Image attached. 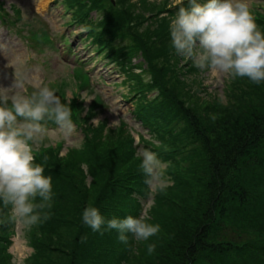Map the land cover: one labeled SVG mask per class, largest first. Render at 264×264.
Wrapping results in <instances>:
<instances>
[{
	"label": "trees",
	"instance_id": "1",
	"mask_svg": "<svg viewBox=\"0 0 264 264\" xmlns=\"http://www.w3.org/2000/svg\"><path fill=\"white\" fill-rule=\"evenodd\" d=\"M65 1L79 24L99 26L112 42L133 95L132 113L150 135L142 138L144 146L166 163L172 184L156 191L148 207L147 222L160 225L148 240L128 234L126 246L116 230L94 232L82 220L89 205L106 219L139 216L148 187L126 122L109 133L110 148H102L106 123L89 122L99 113L90 110L82 117L84 100L75 109L70 104L73 117L86 123L87 135L80 147L64 154L60 147L48 148L39 161L44 175L52 176V207L45 210L50 219L26 229L34 252L23 264H264V81L229 77L226 90H233L223 102L209 94L211 101L199 103L198 95L206 91L201 70L192 61L188 67L172 62L183 58L171 44L176 9L166 11L171 17H160L167 6L139 0L150 12L146 17L130 0ZM96 9L98 21L90 17ZM151 19L159 27L144 35ZM257 25L264 33V16ZM158 39L160 46H153ZM137 56L144 62L134 63ZM76 74L77 81L84 76ZM182 76L196 77L186 83ZM179 83L192 88L179 93ZM14 222L11 206L0 202V264H15L7 251ZM149 244L156 245L152 254Z\"/></svg>",
	"mask_w": 264,
	"mask_h": 264
},
{
	"label": "clouds",
	"instance_id": "2",
	"mask_svg": "<svg viewBox=\"0 0 264 264\" xmlns=\"http://www.w3.org/2000/svg\"><path fill=\"white\" fill-rule=\"evenodd\" d=\"M178 3L183 5L184 0ZM169 28L175 52L200 70L210 69L233 79L247 77L255 83L264 81V33L247 0H187V6L178 8ZM14 87L21 85L0 86V202L4 207L11 206L16 223L31 230L50 219L45 210L52 207V176H45L44 166L34 163L33 146L44 138L48 121L71 129L72 112L48 86L39 87L31 95L13 91ZM220 100L223 102V97ZM138 156L150 193L171 186L166 164L156 152L141 148ZM37 197L38 203L34 202ZM149 219L143 213L106 219L91 205L82 214L83 222L94 232L102 228L116 230L119 241L126 246L128 234L141 241L160 231V225L148 223ZM155 248V244H149L148 253Z\"/></svg>",
	"mask_w": 264,
	"mask_h": 264
},
{
	"label": "rangeland",
	"instance_id": "3",
	"mask_svg": "<svg viewBox=\"0 0 264 264\" xmlns=\"http://www.w3.org/2000/svg\"><path fill=\"white\" fill-rule=\"evenodd\" d=\"M154 3V5L158 8L166 7L168 5L178 3V0H146V2ZM132 4L136 5V11L139 14H143L146 17L150 16L149 10H145L139 0H130ZM11 3H15L20 13L23 14L24 20H31L33 17L40 16L45 17V19H49L51 24L59 29L60 34L66 33L68 35L69 43H73L74 48H69L70 55L69 58H66L65 55H59L58 57H54L53 52L47 53L45 56L39 57L40 55L32 54L34 57H38L35 63L39 64L37 67H32L27 63L29 60L25 61L24 65L20 64L22 59H25V54L23 52V46L19 43L5 40L2 41L0 39V86L9 87L11 85L19 84L21 87L13 88V91H19L23 93L24 86H22L23 82H26V85H32L35 88L46 86L48 81L52 80H62L65 79L66 85L64 86L65 91L67 92V97L72 100V95L74 91H76V84L74 83V78L72 76L73 67L76 65L77 57L80 59H92L90 67H94L95 73L94 80H92V85L86 87L84 90H81L80 93L81 98L85 99L82 116H85L88 113L90 108V104L94 100H99L104 104V108L100 115L95 119H90L89 122L92 126L98 125L100 122H105L106 127H102V135L104 136V142L102 144V148L109 149L113 144L109 137V133L112 130H116L120 128L123 122H126L131 129L130 134H134L136 141H140L141 148H146L143 143L142 138L150 139V135L147 133V129L144 128L140 121L136 119L133 115L132 111H134L135 106L130 98L125 97V93H128V84L122 82L124 79V74L121 71V65H118L112 61H109L108 58L102 56L100 53H96L93 49V46L86 45L85 41H80L79 38H75V34L81 29L78 25H74V27H70L67 23L72 20L71 13H65L66 4L64 1L58 0H7L6 5L11 8ZM248 5H252L253 3L264 4V0H247ZM169 6V7H170ZM49 7V9H48ZM49 14V15H48ZM166 15L167 17H171L167 15V12L160 14V17ZM49 17V18H48ZM93 18H96V12L93 13ZM153 21V24H152ZM158 23L151 19L149 22L144 24L142 32L144 35L147 31L154 32L158 28ZM4 30V31H3ZM5 31H8L4 27L1 26L0 20V36L6 34ZM9 33H12L8 31ZM14 34V33H12ZM166 40V39H165ZM88 42V41H87ZM168 44L169 41L166 40ZM115 44H119V40L115 41ZM161 39L155 40V44L153 46H160ZM61 48L64 49L63 46ZM16 51L17 53L14 54ZM61 50L57 51L60 53ZM31 54H28V57ZM71 55H73L71 57ZM181 56V55H180ZM179 57V56H178ZM183 57V56H181ZM50 58V59H49ZM33 59V58H32ZM134 63H143L144 59L141 56H137L133 59ZM109 62L110 64H107ZM172 62L176 64L179 63V66L186 64L188 67L191 63L190 59L185 57L180 58V61L177 59H172ZM181 62V63H180ZM144 67L146 64L144 63ZM96 71H99L96 72ZM137 71H142L138 69ZM99 76H102L104 80L102 81ZM192 78L181 77L184 82H189V79H193L196 76H190ZM229 77L226 74H218L212 72L210 69H205L200 71V78L204 80V87L206 91L201 92L199 96V103L203 101L208 102L211 101L215 96L225 97L230 94V91L233 90V86L228 88ZM21 80V81H20ZM178 91L182 93L184 88L187 90H191L192 86L187 85L184 87L182 84H178ZM226 90V91H225ZM208 92V94L206 93ZM211 94L212 97L211 98ZM152 93L150 97H152ZM97 97V99H96ZM195 102V100H192ZM77 101H73V107L75 109ZM104 120V121H101ZM89 123V124H90ZM47 131L44 134V138L35 146H43L50 143H55L56 141H63L64 148L62 149V153L68 151L69 148L72 147H80L83 142V132L81 128H77L76 125L72 123V128H61L58 125L56 127H51L46 125ZM148 149V148H147ZM151 150V149H149ZM152 151V150H151ZM155 192L150 193V197L147 196L145 200L142 199V204L144 209L141 211V214H146L148 211V207L153 204V196ZM146 208V213H144ZM150 216V213L147 215ZM27 228L23 225L16 223L15 232H14V243L10 247L9 251L14 254L15 264H23L26 257L30 255L32 252V248L27 244Z\"/></svg>",
	"mask_w": 264,
	"mask_h": 264
},
{
	"label": "bare ground",
	"instance_id": "4",
	"mask_svg": "<svg viewBox=\"0 0 264 264\" xmlns=\"http://www.w3.org/2000/svg\"><path fill=\"white\" fill-rule=\"evenodd\" d=\"M12 51H13V53H14V54H16V53H17L16 51L14 52V50H12ZM0 56H1V51H0Z\"/></svg>",
	"mask_w": 264,
	"mask_h": 264
}]
</instances>
